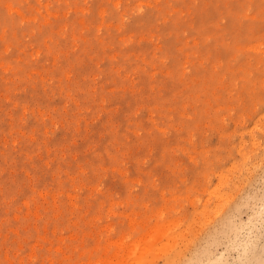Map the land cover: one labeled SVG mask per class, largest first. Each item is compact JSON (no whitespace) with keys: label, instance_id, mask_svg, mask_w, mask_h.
I'll return each instance as SVG.
<instances>
[{"label":"rangeland","instance_id":"obj_1","mask_svg":"<svg viewBox=\"0 0 264 264\" xmlns=\"http://www.w3.org/2000/svg\"><path fill=\"white\" fill-rule=\"evenodd\" d=\"M5 33L0 264H264V0H0Z\"/></svg>","mask_w":264,"mask_h":264},{"label":"snow or ice","instance_id":"obj_2","mask_svg":"<svg viewBox=\"0 0 264 264\" xmlns=\"http://www.w3.org/2000/svg\"><path fill=\"white\" fill-rule=\"evenodd\" d=\"M7 7V6H5ZM117 7H120V5H117ZM140 12H143L144 11V6H139V9H138ZM21 24H26V23H29V22H26V21H20ZM0 39H3L7 40V35L6 33L0 37ZM12 53V49L11 48H8L4 55L7 56L9 54ZM261 92H262V95H264V84L261 85ZM260 111L264 112V102H262L261 106H260ZM257 131H259V133L261 134V138H262V141H264V121H261L260 123H258L255 127L252 128V133L255 134ZM262 216H264V207H262ZM34 264H39V261H34Z\"/></svg>","mask_w":264,"mask_h":264},{"label":"bare ground","instance_id":"obj_3","mask_svg":"<svg viewBox=\"0 0 264 264\" xmlns=\"http://www.w3.org/2000/svg\"><path fill=\"white\" fill-rule=\"evenodd\" d=\"M182 252H183V251H182ZM180 255H181V254H180ZM252 257H253V256H252ZM252 257H251V258H252ZM211 258H212V257H211ZM176 260H178V259L176 258ZM198 260H199V259H198ZM263 260H264V259H263ZM173 261H175V260H173ZM170 262H171V261H169V263H170ZM169 263H168V264H169ZM178 263H179V262H178ZM202 263H203V262H202ZM260 263H261V262H260ZM164 264H165V263H164ZM175 264H176V263H175ZM196 264H198V263H196ZM208 264H209V263H208Z\"/></svg>","mask_w":264,"mask_h":264}]
</instances>
